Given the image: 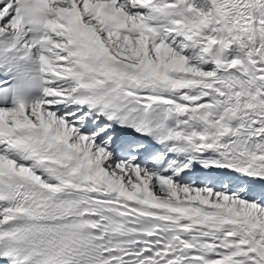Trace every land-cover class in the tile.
<instances>
[{
  "label": "snow or ice",
  "instance_id": "6c2138e0",
  "mask_svg": "<svg viewBox=\"0 0 264 264\" xmlns=\"http://www.w3.org/2000/svg\"><path fill=\"white\" fill-rule=\"evenodd\" d=\"M4 33L46 87L0 108V264H264V0H0Z\"/></svg>",
  "mask_w": 264,
  "mask_h": 264
},
{
  "label": "clouds",
  "instance_id": "9594fccd",
  "mask_svg": "<svg viewBox=\"0 0 264 264\" xmlns=\"http://www.w3.org/2000/svg\"><path fill=\"white\" fill-rule=\"evenodd\" d=\"M32 7H38L35 4ZM10 33L0 34V74H7L13 79L22 75L25 82V88L21 94V99L35 90H44L46 87L44 75L40 70L39 63L30 59L24 51L11 47L7 41Z\"/></svg>",
  "mask_w": 264,
  "mask_h": 264
}]
</instances>
